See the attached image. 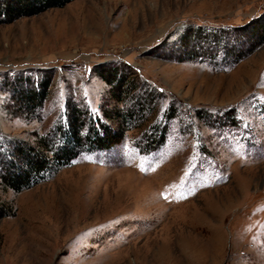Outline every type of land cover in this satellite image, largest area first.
<instances>
[{"label":"rangeland","instance_id":"rangeland-1","mask_svg":"<svg viewBox=\"0 0 264 264\" xmlns=\"http://www.w3.org/2000/svg\"><path fill=\"white\" fill-rule=\"evenodd\" d=\"M259 18L264 0H75L0 25L5 144L37 146L69 99L121 107L98 76L110 63L162 91L156 117L173 100L182 112L152 154L137 142L155 118L22 192L0 176V264H264V44L225 68L167 57L190 25ZM49 79L42 119L30 118L20 89Z\"/></svg>","mask_w":264,"mask_h":264},{"label":"trees","instance_id":"trees-1","mask_svg":"<svg viewBox=\"0 0 264 264\" xmlns=\"http://www.w3.org/2000/svg\"><path fill=\"white\" fill-rule=\"evenodd\" d=\"M75 0H0V25L25 17H33L54 8H63ZM264 44V18L243 27L216 30L205 26H188L168 54L172 61L213 64L232 67L245 60ZM132 70L119 63H110L98 71V76L110 87L111 98L121 107L106 108L101 114L69 99L64 114L39 138L37 146L25 142L0 141V176L5 185L22 192L47 179L49 175L70 167L82 154L108 151L122 143L127 133L154 122L142 134L137 147L142 154H152L167 141L169 123L182 114L175 100L162 117L159 112L165 98L162 91L146 82L132 79ZM51 80L38 88L20 89L19 101L27 116L42 119L41 113L49 97ZM183 107V106H182ZM197 116V117H196ZM199 121L212 125V114L196 113ZM119 121L113 128L111 121ZM214 125V124H213Z\"/></svg>","mask_w":264,"mask_h":264}]
</instances>
